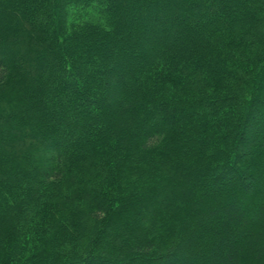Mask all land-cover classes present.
Masks as SVG:
<instances>
[{
	"label": "trees",
	"instance_id": "obj_1",
	"mask_svg": "<svg viewBox=\"0 0 264 264\" xmlns=\"http://www.w3.org/2000/svg\"><path fill=\"white\" fill-rule=\"evenodd\" d=\"M0 264H264V0H0Z\"/></svg>",
	"mask_w": 264,
	"mask_h": 264
},
{
	"label": "rangeland",
	"instance_id": "obj_2",
	"mask_svg": "<svg viewBox=\"0 0 264 264\" xmlns=\"http://www.w3.org/2000/svg\"><path fill=\"white\" fill-rule=\"evenodd\" d=\"M250 130H251L252 132H253V131H255V129H254V128H252V129L250 128ZM255 133H257V131H255Z\"/></svg>",
	"mask_w": 264,
	"mask_h": 264
}]
</instances>
